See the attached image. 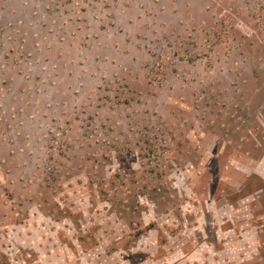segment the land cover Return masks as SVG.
<instances>
[{"label":"rangeland","instance_id":"1","mask_svg":"<svg viewBox=\"0 0 264 264\" xmlns=\"http://www.w3.org/2000/svg\"><path fill=\"white\" fill-rule=\"evenodd\" d=\"M0 264H264V0H0Z\"/></svg>","mask_w":264,"mask_h":264}]
</instances>
